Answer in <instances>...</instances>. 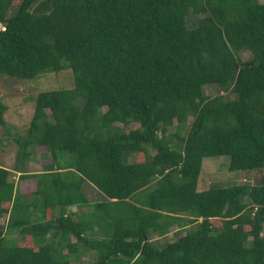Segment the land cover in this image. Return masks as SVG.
I'll list each match as a JSON object with an SVG mask.
<instances>
[{"label": "trees", "instance_id": "1", "mask_svg": "<svg viewBox=\"0 0 264 264\" xmlns=\"http://www.w3.org/2000/svg\"><path fill=\"white\" fill-rule=\"evenodd\" d=\"M64 63L0 165V264H264V175L198 186L264 170V0H0V80Z\"/></svg>", "mask_w": 264, "mask_h": 264}, {"label": "rangeland", "instance_id": "2", "mask_svg": "<svg viewBox=\"0 0 264 264\" xmlns=\"http://www.w3.org/2000/svg\"><path fill=\"white\" fill-rule=\"evenodd\" d=\"M195 20V16L188 14L185 18L186 26H193ZM71 85L72 73L66 63H64L63 67L58 71L43 72L33 79H16L6 75L2 76L0 80V102L5 108L2 112L4 124L0 125L1 166L10 169L14 162L18 150V145L15 143L14 139L22 135L27 128L33 108L32 99H34L36 94L45 90L68 88ZM204 91L209 95L215 94V88L211 86H205ZM26 150L30 151L31 154V150L33 149L27 147ZM36 161L37 160L34 158L30 159V162H28V164L32 165L31 171L40 169L38 166L33 165ZM227 163L228 157L225 155L204 157L201 161L198 186L206 188L209 182L226 186L232 184V182L241 183L243 180L254 183L255 180L264 175V170L250 172L249 174L241 170L232 172L227 169ZM17 187H19L18 184ZM201 188L198 187L197 189ZM88 192L91 194L89 198L91 201L101 199L102 197L99 191H96L95 194L91 191ZM2 219L3 217L0 218V222H2ZM165 237H170V232L167 233ZM162 239H164V237H162L160 241ZM85 259H83V264L94 260L92 251L87 252V258Z\"/></svg>", "mask_w": 264, "mask_h": 264}, {"label": "crops", "instance_id": "3", "mask_svg": "<svg viewBox=\"0 0 264 264\" xmlns=\"http://www.w3.org/2000/svg\"><path fill=\"white\" fill-rule=\"evenodd\" d=\"M16 175H17V172L15 173V176H14V175L12 176V177H13V179H16V177H17Z\"/></svg>", "mask_w": 264, "mask_h": 264}]
</instances>
